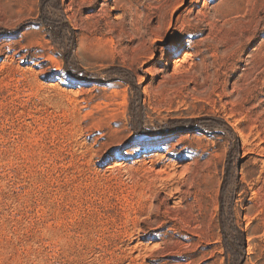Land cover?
I'll return each mask as SVG.
<instances>
[{"label": "rangeland", "instance_id": "374dc122", "mask_svg": "<svg viewBox=\"0 0 264 264\" xmlns=\"http://www.w3.org/2000/svg\"><path fill=\"white\" fill-rule=\"evenodd\" d=\"M114 1L0 0V264H264V0Z\"/></svg>", "mask_w": 264, "mask_h": 264}, {"label": "bare ground", "instance_id": "6f19581e", "mask_svg": "<svg viewBox=\"0 0 264 264\" xmlns=\"http://www.w3.org/2000/svg\"><path fill=\"white\" fill-rule=\"evenodd\" d=\"M118 1L119 0H115L113 2V6L115 7V9L118 8ZM193 1V0H192ZM107 4V2H105ZM183 31V30H182ZM186 33V32H185ZM184 38V37H183ZM187 38V37H186ZM185 38V39H186ZM187 42L185 44H182L180 43L181 41L175 36V34L173 35L172 37V44H171V47L174 49L176 48V50H179V49H184V48H190V46H192L193 42L191 40H186ZM183 42V41H182ZM186 54L183 56L182 59L180 60H175L174 61V69L175 71H177V69L179 67H181L184 63H186V61L188 60V58L191 56L190 54V51L187 50V52H185ZM174 74V73H173ZM125 163L122 161V162H115V167H122ZM165 171V170H164ZM163 172V171H162ZM176 228V227H175Z\"/></svg>", "mask_w": 264, "mask_h": 264}]
</instances>
